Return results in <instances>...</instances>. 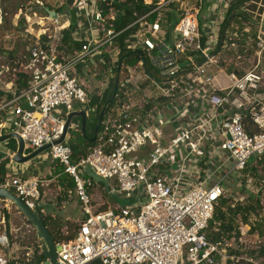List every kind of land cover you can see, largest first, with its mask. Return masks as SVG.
Instances as JSON below:
<instances>
[{"label":"built area","instance_id":"obj_1","mask_svg":"<svg viewBox=\"0 0 264 264\" xmlns=\"http://www.w3.org/2000/svg\"><path fill=\"white\" fill-rule=\"evenodd\" d=\"M103 2L72 0L78 24L73 37L83 41L76 54L63 59L55 49H46L40 38L29 47V87L0 106L8 109L0 130L8 127L9 132H16L25 143L24 154L59 139L66 121L63 113L72 112L76 103L83 108L88 104L86 87L73 73L76 66L86 63L95 78L104 73V83L111 76L110 69L99 70L105 54L111 62L118 59L119 52L114 53L117 48L111 45L125 29H114L116 11L104 13ZM175 2L183 12L174 26L172 42L158 36L161 25L159 21L146 22L147 14L139 19L144 22L140 38L145 49L159 51L152 60L162 78L157 81L156 93L171 99L174 116L189 113L191 119L167 138L165 115L151 112L143 116L140 105L128 99L127 89L126 100L112 109L113 115L103 123L99 144L86 157L74 163L66 138L51 145L48 156L73 179L83 213L74 237L57 243V264H217L219 256L229 258L235 233L210 240L206 230L216 205L227 193L224 181L244 172L251 158L264 154V29L260 26L256 32L253 67L243 73L225 70L229 84L216 87L215 69L223 70L217 58L221 50L214 53L217 44L208 48L203 43L198 8H186L184 0H160L156 10ZM34 3L42 5L40 0ZM218 37L219 32L217 41ZM183 54L190 67L183 78H177L182 67L178 58ZM195 56H202V61H195ZM246 117L257 130L253 134L246 130ZM217 149L226 154L224 160L216 155ZM85 165L108 181L110 195H121L128 203L95 211L90 192L94 183L85 174ZM223 169L225 174L211 181ZM41 184L38 177L14 175L0 187L11 190L38 212ZM255 221L250 218L248 223H239V234L248 235ZM214 230L220 232L218 226ZM23 260L18 263L35 264L33 252H26ZM0 264H8V260L2 259Z\"/></svg>","mask_w":264,"mask_h":264},{"label":"trees","instance_id":"obj_2","mask_svg":"<svg viewBox=\"0 0 264 264\" xmlns=\"http://www.w3.org/2000/svg\"><path fill=\"white\" fill-rule=\"evenodd\" d=\"M1 0V8L3 13H7L9 11V7L15 10L14 13L19 11L22 8L26 7V3L32 0ZM104 1V2H103ZM105 12L113 9L117 11V17L113 20V26L116 31L124 30L113 42L112 47H118L120 52L118 55V59L115 62H111L108 54H105V62L101 65L103 68L101 70L110 69L111 76H109L106 81L103 89L97 93L96 95H89V102L83 108L86 112V120L84 130L81 129V117H75L73 122H78L79 128L75 129L70 127L68 131V144L72 149V160L74 163H77L82 158L86 157L98 144H99V134L102 130L103 123L108 119L110 114L112 113V109L116 107L121 101L126 100L124 96V92L127 89H131V85L126 84V79L129 77V71L125 69V66H136L140 63H144V68L147 70V74L149 78L142 83V87L144 91L148 87V81L158 80L161 81L162 78L158 74L152 73L153 65L149 64L148 54L145 50L140 52L139 49L132 48L127 41L131 36L132 32L138 29H141L142 21L139 19L146 15L145 21L148 23H154L159 21L164 35L166 36V41H168V37L171 34L174 27L172 26V17L173 12L175 11L176 4L170 3L163 9L161 12L160 9L156 10V7L160 0H152L150 3H147L145 0H102ZM72 4V0L70 1ZM37 10L43 14L47 15V12L43 8H33L30 11ZM264 10V0H237L232 3L224 12V18L221 22L220 30H219V38H218V46L214 50V53L218 50V47L221 48L223 43L230 38V34L234 32V28H237V31L242 32L245 28V25H259L262 20ZM59 12V10H56ZM160 13L162 14L159 17ZM24 17L20 18V21H23ZM144 21V20H143ZM78 28V24L75 19L71 20L69 27L60 31V39L58 40V44L54 45L52 38H50L47 34H44L40 37V41L42 45L48 49L52 50L57 47L62 48L65 47L68 51H70L74 55L79 50H81L83 41L75 40L73 34ZM236 31V32H237ZM244 38V37H243ZM203 43H205V39H203ZM0 50L4 51L2 47ZM17 50L10 52V55H16ZM11 56V57H12ZM203 59L202 56H195V61L201 62ZM29 55L25 56L24 60H14L16 63L15 69L17 72L15 82L11 86V90H5L0 85V102L6 103L14 99L16 96L20 95L24 90L29 87L30 77H31V69L29 68ZM188 59L186 54L181 55L178 58V62L182 64L180 70L175 74V77H184L186 75L185 69L190 67L186 66ZM152 66V67H151ZM155 71L159 73V71L154 67ZM232 70L231 67L227 68V71L230 72ZM153 82V81H152ZM154 87V83L151 84ZM117 86V95L114 97L112 102H109L112 97L115 87ZM153 88H149L151 90ZM149 107V105H147ZM105 109L104 115L102 117V123L97 128V124L99 121L100 114L102 110ZM5 111V112H4ZM8 109L5 108L0 110V123L2 121H6L8 118ZM246 130L253 134L257 130L253 127L251 121L248 117L245 119ZM8 127H5L0 130V134L8 133ZM6 147L13 152H16L18 143L17 140L11 138L6 141ZM31 151L27 149L26 153L29 154ZM263 158V159H262ZM258 159V158H257ZM11 159L5 158L0 161V184H2L5 179L8 177L7 165ZM54 161V160H53ZM259 161V162H258ZM257 162L263 164L264 162V154L261 158H259ZM58 164L59 168H57V172L65 173L64 168L57 161H54ZM256 162V163H257ZM249 166V165H248ZM66 174V173H65ZM68 175V174H67ZM94 181V180H93ZM101 184V183H100ZM69 190H73L75 188V183L73 179L70 177V181L68 183ZM228 189V187H227ZM91 192V191H90ZM228 192V191H227ZM257 202L254 205L251 204H240L237 201L233 200L231 196H222L216 205L213 219L210 221L209 228L206 230V234L208 239L217 240L221 236L229 235V237H233V233H235L238 228L239 222L248 223L250 218H248L251 211H257L261 207L259 204V197H257ZM106 211V210H104ZM39 216L48 228L50 234L53 237L55 243H62L64 241L71 240L75 232H70V225H67V222L63 221L61 217L56 216L51 222L48 221V218L38 210ZM250 217V216H249ZM9 213H5V224L8 225L9 221ZM30 225V222L27 221ZM64 225L67 227L64 229ZM218 226L220 232H215L214 228ZM260 224L257 222L254 226H252L250 232L260 231ZM261 234V232H259ZM34 254V262L35 264H39L45 260L44 256L41 253L40 244L37 249L33 252ZM20 261L25 262L24 260H9L8 264H16ZM218 263V258H217ZM93 264H100L99 261L94 262Z\"/></svg>","mask_w":264,"mask_h":264},{"label":"crops","instance_id":"obj_3","mask_svg":"<svg viewBox=\"0 0 264 264\" xmlns=\"http://www.w3.org/2000/svg\"><path fill=\"white\" fill-rule=\"evenodd\" d=\"M40 1L42 2V5H36L34 3L35 0L29 1L25 8H22L16 13H14L13 17L11 18V23L14 27V30L5 31V30H2V27H1L3 23L2 22L3 13L1 10V0H0V47H2L3 50H8L10 52L17 50V53H21V55H24V49H25L24 43H26L25 42L26 39L32 38V41L35 42L37 38H40L42 35H44L46 30H47V35L50 38H52L54 45L58 44L57 42L60 39L61 34H57L56 31L60 32L63 29L69 27L71 20L75 19L73 6L70 3L71 0H40ZM121 1H124V0H121ZM146 1L147 3H149L148 1H152V0H146ZM235 1L237 0H184V5L186 8H193V7L198 8L199 28H200V31L205 36V42H206L205 46L206 47L212 48L217 44L215 40L220 30L221 22L223 18L225 17L224 12L228 8L227 6L228 5L230 6ZM175 4H176L177 9H175V11L173 12V17H172L173 27L175 26L176 22L178 21V19L180 18L183 12L181 4L177 2H175ZM34 7L43 8L45 9V11L47 8H49L51 11L56 12V10H59V12H56L57 14L56 17H52L48 13L46 15L41 12H38L36 9L34 11H30ZM164 8H166V6L162 7L161 9H164ZM116 14H117V11H116ZM161 15L162 14L160 13L159 17H161ZM21 17H24V20L26 22L24 31H21L19 29V19ZM54 19L58 20L57 24H55ZM143 23L144 22H142L141 25ZM260 26L264 29V10H263L262 20H261L259 27ZM142 27L141 29H138L132 32L131 36L129 37L130 38L129 41H130V44L133 46V48H137L140 51L145 50L148 56L151 57V64H153L152 60L154 57L158 56L159 51L158 50L150 51L143 47V44L141 43V38H140V33L143 30ZM247 29L248 27L247 25H245V28L243 30L246 31ZM250 30H253V28H251ZM235 34L237 35L236 32ZM158 36L162 40L166 39V36L164 35V31L162 27H161V31L158 34ZM172 40H173V30L168 37V42L171 43ZM155 42L158 43V40L156 39ZM30 46L31 44H29L28 47L26 46L27 52ZM116 48L117 49L114 53L120 52L117 46ZM55 50L57 51V53H59L60 57L63 59L69 58L70 55L72 54L70 51L65 49V47H62V48L57 47L55 48ZM108 50L111 52L113 51L112 48H108ZM28 55H29V52H28ZM125 69L129 71V77L127 79L130 81L129 85H131V89L128 90V94H129L128 99H130L132 103L138 105L139 104L138 102L140 101V97L143 96L145 91L149 93L156 91V86L159 82H157L158 80H156L155 81L156 84H155L154 82H152L154 79L151 82L148 81V87L144 91L142 87V83L149 78V75L150 76L152 75L147 74V70L141 65V63L136 66H128V67L125 66ZM225 70L227 69L223 68V70H220V71L219 69H215L214 85L216 87L222 88V87H226L229 84V81L226 76L227 73ZM232 70L236 71L237 73H243L244 71H246V70L244 71L236 70L234 68H232ZM217 72L222 73V79H220L219 81H217L218 80L217 75H216ZM73 73L87 87L86 91L89 95H96L104 87L105 83L103 81H100V79H97V77L95 78L93 76L91 69L88 68L86 63L81 64L80 66H76L75 69L73 70ZM100 76L101 75H99L98 77ZM94 79L99 81V82L97 81L96 86L93 85L96 82ZM13 83L14 81H9L7 85L10 86L11 88ZM153 83H154V87L151 85ZM149 88H153V89L149 90ZM149 93L144 94V96L153 97V98H150L152 100L148 99V100H145L146 104L143 102L139 104L142 110V114L143 116H148L152 113H157V112L163 113L167 120V124L165 127L167 138H169L173 133H175V131L178 128L185 126L188 123V121H190L189 119H191V116L189 113L187 114L185 113L184 115L179 116V117L173 115L172 109L170 108L171 99H169L168 97L162 96L158 92L157 93L154 92L155 95H152ZM173 96H175V94ZM190 101L192 100H189V102ZM178 102L180 103L183 101L178 100ZM76 104L78 105V103ZM147 105H149V107ZM206 108L210 109L209 107H206ZM76 110H83V108H80V107L76 108V106H74L73 111H76ZM68 114L63 113V116L67 118ZM70 127L77 129L79 127L78 122L74 123L72 121V124ZM100 135H102V131L100 132L99 136ZM68 136L69 134L67 133L66 140H68ZM5 144L6 142L0 145V161L5 158L11 159L7 165L8 177H11L14 175H20V176H26V177L41 176V177H44V178H41V181H42L41 187L49 185V183L57 179V181L59 182V188L63 190V192H61L62 195L57 194L55 196L56 198L53 199L52 197L49 196V192L47 190L42 191L40 188L41 190L40 212L42 213V215L48 218L49 222H51V220H53L56 216H59L62 218L63 221L67 222V225L68 224L71 225L72 223H74V225L77 228L78 223L83 219V213L81 210V204L78 201V198L74 190L73 191L69 190L68 183L70 181V176L65 173L57 172V169L53 171V169L47 168L45 166L46 165L45 160H47V156H43V155L41 156L39 155L33 160H30L25 163H21V164L16 163L13 160V155L15 154V152L8 149ZM215 153L218 157H220V161H222L221 159L223 160L225 159L226 154L223 153L220 149H217ZM255 161H256V158L252 162V164L255 163ZM227 165L231 166L232 164L227 163ZM249 165L251 164L249 163ZM165 169H166V172L168 173L167 168ZM234 177H235L234 180H236L237 177L236 176ZM216 180H217L216 177L211 178V181H216ZM94 186L95 184H93L91 191L94 189ZM99 187L101 188V186ZM106 188L108 192V187L106 186ZM102 189H105L104 185ZM99 193L102 195L101 189ZM91 196L93 199L94 194H91ZM10 203L11 202L9 200L0 198V218L1 217L5 218L6 212H8L10 216L8 225H6L5 223L0 224V260L2 259L8 260V261L9 260H19V259L23 260L25 253L31 252V251H27L28 249H30L29 245L19 244L18 241L15 240L18 237V235L21 234L20 233L21 228L18 226L16 222L20 221L22 214L20 211L12 210L11 208L12 204ZM76 212H78V214ZM67 225H64V229L67 227ZM26 226L28 227L27 233L29 235L31 230L28 224H26ZM257 233L263 237L264 236L263 228L261 231L262 235L258 231ZM19 249H26L25 250L26 252L24 250H19Z\"/></svg>","mask_w":264,"mask_h":264},{"label":"rangeland","instance_id":"obj_4","mask_svg":"<svg viewBox=\"0 0 264 264\" xmlns=\"http://www.w3.org/2000/svg\"><path fill=\"white\" fill-rule=\"evenodd\" d=\"M14 2H17L14 0ZM27 6V3H26ZM2 10V8H1ZM163 9L161 10V12ZM15 10L11 7H9V11L7 13H3L2 17V30L5 31H13L14 27L11 23V18L14 15ZM25 20L20 21L19 19V29L21 31H24L25 28ZM261 23V22H260ZM259 23V25H260ZM248 29L246 31L242 30V32L237 31V28H234V32L230 34V38L225 41L222 45L221 48L218 47L219 50H221L220 54H217L219 66H222L224 69H227L229 67L234 68L236 70H248L249 68L253 67V65L257 61V57L255 54V49H256V32L259 28V25L255 26L252 24H246ZM253 28V30L250 31V29ZM237 31V32H236ZM237 33V35L235 34ZM30 37V36H29ZM244 37V38H243ZM219 38V37H218ZM217 38V39H218ZM128 38V42H129ZM217 41V40H216ZM24 43V55L27 56V49L26 46L28 47L29 44H32V38L26 39ZM218 42V41H217ZM218 46V43H217ZM216 46V47H217ZM10 51L8 50H0V85L5 89L10 91V86L7 85L9 81H14L16 79V74L18 71H16L15 66L16 63L13 62L14 60H24L25 56L21 55V53H16V55H10ZM12 56V57H11ZM148 61L149 64H151V57L148 56ZM263 64H264V56H263ZM152 67V66H151ZM108 69H105V72ZM102 70H99V73ZM220 71V70H219ZM103 73V71H102ZM152 73L158 74L153 67ZM104 76V73L101 74ZM217 78L219 81L222 79V73L217 72ZM97 79H100L101 81V76L97 77ZM96 82L93 84L96 86V83L98 80L94 79ZM99 82V81H98ZM106 84V83H105ZM104 84V85H105ZM99 85V84H97ZM86 87V86H85ZM87 88V87H86ZM156 92V91H154ZM149 93L145 91L144 94H152L155 95V93ZM140 97V103H145V100H152L150 98L153 97H147V96ZM150 96V95H149ZM193 102V101H192ZM152 103V102H151ZM150 103V104H151ZM190 103V102H189ZM4 102H0V106H2ZM76 108L80 107L83 108L82 105L76 104ZM3 110V109H0ZM5 112V111H4ZM79 128V127H78ZM48 150L42 153L41 155L47 156L46 162V167L53 169V171L57 168H59L58 164L54 162L49 156H48ZM27 154V153H26ZM40 155V156H41ZM135 157V156H132ZM226 158V156H225ZM263 159V158H262ZM255 160V157L251 158L250 164L244 172L241 173H234L230 177H233L230 180L224 181V185L226 186L227 193L225 194L226 196H231V198L237 203H242V204H251L254 205L257 202V197H259V204L260 208L257 211H251L248 218H251L252 220L257 219L255 223L260 224V231H264V162L263 164L258 163L259 159L256 158L255 163L252 164V162ZM44 161V160H43ZM258 161V162H257ZM257 162V163H256ZM232 168V165L230 166ZM226 170H221L219 173H217L216 179L221 178L222 175H224ZM45 176V175H44ZM236 176V180L235 177ZM37 177V176H35ZM39 179L44 178L41 176H38ZM47 178V177H46ZM234 180V181H233ZM95 184L94 189L91 191V194H94V197L92 199V204L94 206L95 211H104V210H110V209H118L119 207L124 206L125 204L128 203L126 199H124L121 195H110L107 192L106 185L104 183H96L93 181ZM104 185L105 189H102ZM101 186V188L99 187ZM112 186V185H111ZM102 192V195L99 193L100 189ZM41 190H47L49 192V196L52 197L53 199L56 198L55 196L57 194L62 195L61 190L59 188V182L57 179L49 185L41 187ZM73 191V190H72ZM72 196V195H71ZM12 204V203H10ZM12 210L14 211H19L16 206L12 204ZM78 214V212H76ZM28 220L22 215L20 221H17L16 223L18 226L21 228L20 233L18 237L15 239L18 241L19 244L22 245H29L30 249L27 251L34 252L37 247L40 244V240L37 237L36 231L33 228V226L28 224ZM242 222V221H241ZM239 222V223H241ZM26 224L29 225V228L31 232L27 233L28 227ZM70 232H75L76 231V226L74 223L70 225ZM262 235V234H261ZM19 250H26V249H19ZM23 251V252H24ZM26 252V251H25ZM24 254V253H23ZM228 259H223L221 256L218 257V263L217 264H264V236H260L256 231L255 232H250L246 236H242L239 234L238 231L235 232V237L231 240L230 247L228 248Z\"/></svg>","mask_w":264,"mask_h":264},{"label":"water","instance_id":"obj_5","mask_svg":"<svg viewBox=\"0 0 264 264\" xmlns=\"http://www.w3.org/2000/svg\"><path fill=\"white\" fill-rule=\"evenodd\" d=\"M46 11L52 17H56L57 15L55 11H51L49 8H47ZM116 95H117V86L115 87L114 93L112 97L110 98L109 102H112ZM104 112H105V109H103L100 114L97 128L102 123V117L104 115ZM75 117L82 118L81 129L84 130L86 112L84 110L72 111L67 115L63 134L61 135V137L57 140H54L53 143H48L40 148H37L36 150L30 152L28 155L24 154L25 153V143L23 139L16 132L0 134V145L2 143H5L7 140L11 138L16 139L18 143V147H17L15 154L13 155V160L16 163H20V164L28 162L30 160H33L37 156L41 155L45 151H47L51 147L52 144L55 145V144H59L63 142L67 136V133L70 129L72 121ZM84 172L88 177H90L96 183H104L106 186H108V181L104 179L103 177H101L100 175L96 174L89 165L84 166ZM0 198L9 200L14 206H16V208L21 212V214L30 222V224L35 229L37 237L40 240L41 253L45 258V260L39 264H57V252L58 250H60V245L54 242L52 235L50 234L48 228L46 227V225L40 218L39 213L37 211L31 210L21 200V198H19L11 190L7 188L0 187ZM18 264H24V263H18Z\"/></svg>","mask_w":264,"mask_h":264},{"label":"clouds","instance_id":"obj_6","mask_svg":"<svg viewBox=\"0 0 264 264\" xmlns=\"http://www.w3.org/2000/svg\"><path fill=\"white\" fill-rule=\"evenodd\" d=\"M26 155V154H25Z\"/></svg>","mask_w":264,"mask_h":264}]
</instances>
